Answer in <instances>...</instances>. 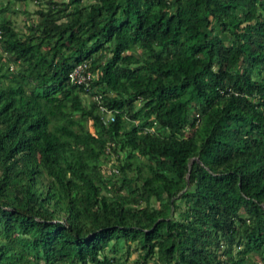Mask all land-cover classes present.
Here are the masks:
<instances>
[{
  "label": "trees",
  "instance_id": "16d2710c",
  "mask_svg": "<svg viewBox=\"0 0 264 264\" xmlns=\"http://www.w3.org/2000/svg\"><path fill=\"white\" fill-rule=\"evenodd\" d=\"M43 3L0 0V264H264V0Z\"/></svg>",
  "mask_w": 264,
  "mask_h": 264
},
{
  "label": "rangeland",
  "instance_id": "374dc122",
  "mask_svg": "<svg viewBox=\"0 0 264 264\" xmlns=\"http://www.w3.org/2000/svg\"><path fill=\"white\" fill-rule=\"evenodd\" d=\"M9 6L11 7V11H9V15L14 20V23L17 26H21L24 20L35 19L36 13L33 12V9L37 7L39 4H44V0H8ZM82 100L87 102L88 96L82 95ZM90 126V125H89ZM188 128L186 129V131ZM121 154V151H119ZM155 203V201H153ZM134 256V252H130L127 262H131V258ZM146 264H151L150 261Z\"/></svg>",
  "mask_w": 264,
  "mask_h": 264
},
{
  "label": "built area",
  "instance_id": "2783aa9c",
  "mask_svg": "<svg viewBox=\"0 0 264 264\" xmlns=\"http://www.w3.org/2000/svg\"><path fill=\"white\" fill-rule=\"evenodd\" d=\"M86 65L87 62L85 59L74 63L67 72L69 79L75 82H82L84 85H86L88 78L92 76V72L87 68ZM98 112L103 119L113 118L111 108L106 107L101 103L98 104Z\"/></svg>",
  "mask_w": 264,
  "mask_h": 264
}]
</instances>
